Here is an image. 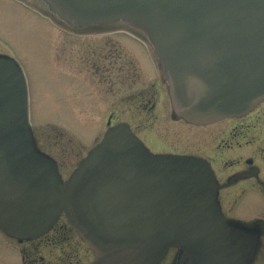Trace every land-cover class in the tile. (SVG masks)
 Listing matches in <instances>:
<instances>
[{"label":"water","instance_id":"95a60500","mask_svg":"<svg viewBox=\"0 0 264 264\" xmlns=\"http://www.w3.org/2000/svg\"><path fill=\"white\" fill-rule=\"evenodd\" d=\"M56 1L84 21L68 22L74 28L116 16L145 20L173 109L188 122L241 117L264 100V0ZM216 191L207 162L155 155L125 123L64 182L35 147L24 74L0 58V227L10 236H42L65 213L95 253L92 264H160L171 247L181 250L178 264H233L240 230L223 218ZM248 244L239 264L255 238Z\"/></svg>","mask_w":264,"mask_h":264},{"label":"rangeland","instance_id":"374dc122","mask_svg":"<svg viewBox=\"0 0 264 264\" xmlns=\"http://www.w3.org/2000/svg\"><path fill=\"white\" fill-rule=\"evenodd\" d=\"M68 25L37 2L0 0V41L26 77L35 147L58 164L65 180L109 128L121 123L154 153L202 154V128L173 116L164 67L146 34L132 26ZM259 109L241 120L255 124L253 117L261 116V125L252 132L253 144L261 145L264 141L255 142L264 131ZM235 125L239 124L223 120L205 129ZM60 223L67 221L61 218ZM240 226L253 227L248 231L258 234L256 250L264 251V220ZM68 236L54 247L38 239L19 241L0 228V264H22L23 249L33 250L34 259L44 257L45 264L64 261L69 253L72 264H89L94 256L88 246L79 236ZM31 241L35 242L27 243ZM61 252L63 256L56 257ZM178 256L171 250L161 264H177Z\"/></svg>","mask_w":264,"mask_h":264},{"label":"flooded vegetation","instance_id":"af4514ba","mask_svg":"<svg viewBox=\"0 0 264 264\" xmlns=\"http://www.w3.org/2000/svg\"><path fill=\"white\" fill-rule=\"evenodd\" d=\"M6 50L7 49L5 45L0 41V56H8ZM259 107L262 108L259 110H261L260 112L262 113L263 117L264 101L260 103L255 109L257 110ZM253 111L250 112L249 115L255 112ZM253 118L257 123L244 124V120L242 121L241 118H237L238 120L236 118L224 119L233 120L239 124L232 128L227 126L218 129H205V127H210L214 124L220 123L221 121L214 124L198 126L202 128V131L200 130L202 154L197 155V157L209 163L214 172L215 182L217 185L216 201L223 216L229 223L239 227H242L240 226L241 223L245 224L250 220H264V213L259 215L256 214L258 211L261 212L262 209V211H264V143L259 145L257 143L253 144L252 142V132L256 131L258 125H261V116L256 115ZM256 141H264V131L257 137V139H255V142ZM213 142L215 144H213ZM168 154L194 156V154L189 153ZM258 205L263 206L262 208H259ZM243 206H250L253 208V210L244 211L241 208ZM60 219L46 235L38 239L39 242H43L47 245H53L55 247L58 244H61L64 239L67 240L69 238L68 235L70 234H75L77 237L79 236L78 232L69 223H60ZM246 227H248L246 229L253 228L251 226ZM238 236L240 240L237 243L239 248L236 252V258L241 253H245V249L248 247L247 243L249 241L246 239V235L244 236L242 233H239ZM34 242L35 241H31L27 243L33 244ZM83 243L85 242L83 241ZM87 250H89V252L92 254V251L89 247ZM256 253L257 256L258 254L259 256L258 260L254 262V264H262V259H264V251L262 250L258 253V250H256ZM32 254L33 250L23 249L21 256L22 264H45L43 260L44 257L39 256L34 259ZM69 255L70 253L66 256L67 261L66 258L64 261L56 260L54 264H72L73 259L70 258ZM58 256H63V253L61 252L60 254L56 255V257ZM92 260L93 258L89 264L92 262Z\"/></svg>","mask_w":264,"mask_h":264},{"label":"bare ground","instance_id":"6f19581e","mask_svg":"<svg viewBox=\"0 0 264 264\" xmlns=\"http://www.w3.org/2000/svg\"><path fill=\"white\" fill-rule=\"evenodd\" d=\"M30 1L37 2L42 7H45L46 9L52 10L59 17H62L64 20H67V22H69V23L74 22L73 24L77 25L76 20L77 21L82 20L76 16L71 15L69 12L64 10V8H62L56 0H30ZM68 18H71V19H68ZM96 20L99 21L98 19H96ZM96 20L90 19V23H97ZM101 21H103L104 23L113 24L116 26H121V25L132 26L136 30L146 34L149 37V39L151 40V42L157 45L154 34L151 31V28L145 22V20H143L141 18H136L134 16H119V17L116 16V17H112V18H102Z\"/></svg>","mask_w":264,"mask_h":264}]
</instances>
